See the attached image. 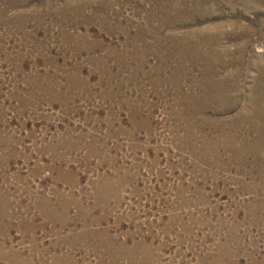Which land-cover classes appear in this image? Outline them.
I'll return each instance as SVG.
<instances>
[{"label": "rangeland", "instance_id": "1", "mask_svg": "<svg viewBox=\"0 0 264 264\" xmlns=\"http://www.w3.org/2000/svg\"><path fill=\"white\" fill-rule=\"evenodd\" d=\"M0 264H264V0H0Z\"/></svg>", "mask_w": 264, "mask_h": 264}]
</instances>
